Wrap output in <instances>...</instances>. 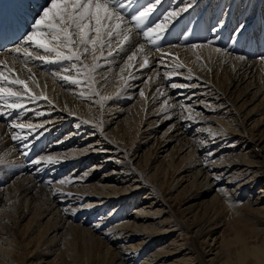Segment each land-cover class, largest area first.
I'll list each match as a JSON object with an SVG mask.
<instances>
[{"label": "bare ground", "instance_id": "6f19581e", "mask_svg": "<svg viewBox=\"0 0 264 264\" xmlns=\"http://www.w3.org/2000/svg\"><path fill=\"white\" fill-rule=\"evenodd\" d=\"M14 1L21 38L13 48L0 45V61L7 62L0 71L9 80H26L41 98L25 96L22 108L0 100V264H237L231 254L236 242L212 237L221 227L238 232L236 223L220 218L225 210L247 214L249 231H239L242 247L235 250L240 264L248 257L264 264V187L255 201L247 196L264 179V132L261 120L246 111L253 90L255 100H264V0H160L139 28L132 17L148 0H121L131 39L124 44L116 36L103 56L97 51L94 87L100 95L87 82L61 79L75 75L74 61L45 63L13 51L45 3ZM174 11L179 15L169 19ZM157 25L163 26L158 39L143 36ZM86 62L91 65L92 57ZM4 86L10 85L0 81ZM100 96L107 99L97 103ZM168 120L171 133L156 138L136 166L132 154L139 157ZM249 144L256 150L241 152ZM226 150L240 153L225 157ZM110 163L119 177L104 172L94 181ZM73 164L69 175L58 177ZM185 181L190 203L216 192L203 219L195 204L179 209L181 233L174 237L172 221L157 219L174 214L165 193L172 199ZM184 228L190 233L185 238Z\"/></svg>", "mask_w": 264, "mask_h": 264}, {"label": "snow or ice", "instance_id": "6c2138e0", "mask_svg": "<svg viewBox=\"0 0 264 264\" xmlns=\"http://www.w3.org/2000/svg\"><path fill=\"white\" fill-rule=\"evenodd\" d=\"M158 3L160 0H155V3L145 7L144 10L132 17L136 22V27L139 28L143 24ZM123 8L121 0H45L43 5L38 6L31 30L23 37V45L17 46L13 51L18 55L22 54L27 60H39L45 63L63 60L74 61L72 68L75 69V75H63L61 79L73 85L87 82L88 87L92 89V94L100 95L94 87V74L100 67L97 62L99 60V57L96 56L97 51L103 56L105 45L110 47L116 36L122 37L124 44H127L131 39L128 34L130 29L124 28ZM184 10L186 11L187 8ZM178 15L179 13L174 11L169 14L168 18ZM162 30L163 26L157 25L142 34L149 40H152L154 36L158 39L159 32ZM193 47L201 46L193 45ZM33 48L35 51L30 50ZM120 50H123L122 46ZM138 50L143 52L144 45H139ZM216 51L222 50L217 48ZM107 54L111 56L113 53L109 50ZM89 56L93 59L91 65L86 62V58ZM135 57L136 53L133 52L127 59L130 62ZM143 63L147 65L146 58ZM0 65L6 67L7 62L0 61ZM128 66L131 65H126V67ZM178 66L182 67L183 65ZM72 68H65L64 72L67 73ZM8 71L15 76L13 69L9 68ZM27 71L31 73V68H28ZM123 72L124 68H121V73ZM121 79L125 83L127 82V78L122 76ZM0 81H7V84L10 85L0 87V100H14L15 102L9 105L12 108L24 107L19 101L25 96L33 100L41 98L32 94L28 82L20 79L19 76L9 80L8 76L0 71ZM13 86H19V88ZM140 95L143 96L144 93L141 92ZM104 99L107 97L100 96L97 103H101ZM18 127L23 128L24 125L21 124Z\"/></svg>", "mask_w": 264, "mask_h": 264}, {"label": "rangeland", "instance_id": "374dc122", "mask_svg": "<svg viewBox=\"0 0 264 264\" xmlns=\"http://www.w3.org/2000/svg\"><path fill=\"white\" fill-rule=\"evenodd\" d=\"M153 3H155V1L154 0H148V4L147 5H151V4H153ZM201 25V24H200ZM205 25V24H204ZM155 26V25H154ZM154 26H152V27H154ZM227 27V26H226ZM225 27V28H226ZM184 30V29H183ZM182 30V31H183ZM210 30V32L212 31V29H209ZM187 33V32H186ZM188 34V33H187ZM155 37V36H154ZM228 39V40H227ZM227 39H225V40H227V41H231V38H227ZM230 43H232V42H230ZM104 60V59H103ZM102 60V61H103ZM89 62V61H88ZM99 64H101V62L100 61H97ZM50 71V70H49ZM48 71V72H49ZM263 77H264V75H262ZM262 77V79H263V82H264V78ZM250 95L248 96V98H247V102H248V105H247V112L250 114V115H252L253 117L251 118V119H253L254 117L256 118V119H260L261 120V122H260V131L261 132H264V100H262V98H260V99H256L255 100V91L253 90L252 92H250L249 93ZM127 103H129V101L127 102ZM126 103V104H127ZM133 103V102H132ZM131 103V104H132ZM251 121V120H250ZM250 121L249 122H247L249 125H250ZM171 124H172V120H168V121H165L164 123H163V125H161V127L159 128V130H158V132L155 134V137H153L150 141H149V143H146V144H144V145H146L143 149H142V151H140L139 153L137 152L136 154H138V156L139 157H137L135 154H132V157H134L135 158V162H134V164H136V166L138 165L137 163H138V161L139 160H141V166L143 165L142 164V160L144 159V155L143 154H149V148L150 147H152L154 144H155V139L156 138H158V139H160V140H163V138L164 137H166L167 136V134L168 133H171V131H169V129H170V127H171ZM167 131H169L168 133H167ZM260 131H258V132H260ZM166 135V136H165ZM139 141H141V143L144 141V139H139ZM137 142V141H136ZM173 145H174V143H172V144H170V145H168V146H166V150H164V152H160V153H158V162L159 161H161L162 160V158L164 157V154H166L167 152H170L172 149H173ZM262 145H264V144H262ZM261 145V146H262ZM259 149V148H258ZM262 149V148H261ZM255 151L256 150V147H255V149H253V144H249L245 149H243V151H241V152H243V153H246V152H251V151ZM261 152H264L263 151V149H262V151ZM224 153L226 154V156L225 157H229V156H231V155H235V156H237L240 152L238 151V150H236L235 152H231V151H229V150H226V151H224ZM75 166V164H73L71 167H68L67 169L68 170H65V171H63L62 172V174H59L58 175V177H60V178H63V176H65L66 174L67 175H69L70 173V171H71V169L73 168ZM135 166V165H134ZM111 171H112V173L113 174H111V176L113 177V179L114 178H118L119 177V175L118 174H116L118 171H117V169L114 167V163H110L108 166H106L104 169H101L100 171H99V173H97V174H95V175H93L94 177H93V180L94 181H98V180H100L102 177H103V174H104V172H106L107 174H110L111 173ZM114 171V172H113ZM67 172V173H66ZM75 174V173H74ZM48 176V174H46L45 175V177H47ZM53 177H51L48 181H45L46 183L47 182H49V181H51V179H52ZM57 178V177H56ZM51 183H52V181H51ZM113 187H115V188H119V187H122V185L124 184V183H118V182H111L110 183ZM189 183L187 182V181H185L184 182V184L182 185V186H180V188L179 189H177L175 192H174V194H173V196H175V195H178L179 197V203L176 201V203H178V204H176L175 202H174V198H173V196H172V199L171 198H169V196L170 195H168V191L165 193V194H167V202L168 203H170V205H172V210L174 211V214L172 215V216H168L170 213H168V212H166V213H164L163 214V216L162 217H160V218H158L157 220H159V222H162V221H166V220H170V221H172V223L171 224H174V226L175 227H173V229H177L175 232H173L172 234H174V237H176V235L178 236L180 233H181V231H179L178 232V229L180 228L179 226H180V224H179V222H177L178 220V218H181V216H179V214H181L182 212H179V209H186V208H189V206L190 205H193V204H195V210H197V212H198V214L200 215V217H199V219H203L202 217H203V214L205 213V212H209L210 211V209L212 208L211 206H209V203H211V201L213 200V196L215 195V192H216V189L213 191V190H210L209 191V193L208 194H203L202 196H201V198L199 199V200H195V202H192V203H190V202H188L189 200H190V198L189 197H187V188H188V185ZM186 186V187H185ZM223 186H225V184H223ZM223 186H222V188H223ZM264 187V179H262L261 180V183L260 184H258V186H256V188L254 189V191L252 192V193H248L247 194V196H251V199L253 200V201H255L258 197H260L261 195H259L258 194V191H260V189H262ZM206 188H209V187H205V189ZM167 190V189H166ZM258 190V191H257ZM34 193H35V191H34ZM262 199L264 200V197H262ZM263 200H260V204H259V206H262L263 204H262V201ZM143 201H147V200H143ZM243 201H245V200H243ZM208 203V204H207ZM205 207H204V206ZM203 206V207H202ZM209 206V207H208ZM208 207V208H207ZM205 208H207V209H205ZM166 210H164L163 212H165ZM241 211V214H237L236 212H234V211H229V210H225L224 211V213H222V215L220 216V218H222L223 220L224 219H227L226 221H228V225H234L235 223H236V227H235V229H236V231H238L237 233H235L234 232V230H227V229H225L224 230V227H221V228H217V229H215V232H214V235L212 236V237H224V238H226V239H231V240H234V242H236V243H232L231 244V246H234L233 248H232V250H231V254H232V259H233V261L234 262H236L237 264H240V262H239V257H238V254H236L235 253V250H237V251H239L240 250V248L242 247V244L241 243H237L239 240H238V236H239V231L241 232V233H248V231H249V228H248V225H247V221H246V224H245V221H244V218L245 217H243V215H247L246 214V212H244V211H242V210H240ZM192 214V213H191ZM191 214H189L187 217H190L191 216ZM83 219V218H82ZM82 219H80V221H82ZM26 220H28V218L26 219ZM26 220H24V222L26 221ZM191 220L192 219H190V221H189V223L191 222ZM22 221H23V219H22ZM172 234H170V238H172L173 236H172ZM189 234V235H188ZM188 236H190V233L184 228L183 230H182V236L181 237H183V238H185V237H188ZM189 240V239H188ZM167 242H170V241H167ZM171 246H173V245H171ZM208 250V249H207ZM211 258V256H208V257H206V260H208V259H210ZM253 262V260H252V257H248V259H247V261H246V264H251Z\"/></svg>", "mask_w": 264, "mask_h": 264}]
</instances>
